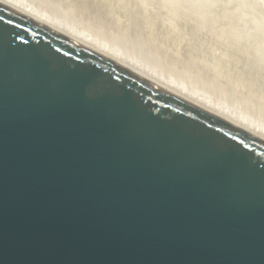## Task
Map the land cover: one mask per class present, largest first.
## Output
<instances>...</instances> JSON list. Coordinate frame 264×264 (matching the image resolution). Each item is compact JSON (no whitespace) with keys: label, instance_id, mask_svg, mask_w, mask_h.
Returning a JSON list of instances; mask_svg holds the SVG:
<instances>
[{"label":"water","instance_id":"1","mask_svg":"<svg viewBox=\"0 0 264 264\" xmlns=\"http://www.w3.org/2000/svg\"><path fill=\"white\" fill-rule=\"evenodd\" d=\"M0 264H264V139L0 3Z\"/></svg>","mask_w":264,"mask_h":264},{"label":"rangeland","instance_id":"2","mask_svg":"<svg viewBox=\"0 0 264 264\" xmlns=\"http://www.w3.org/2000/svg\"><path fill=\"white\" fill-rule=\"evenodd\" d=\"M24 1L31 3L38 10L41 9V12L56 16L58 21L64 23L69 22V24L76 29L85 33H90L91 37H94L98 43L106 44L115 50H120V53H124L126 57L131 60H136V62H141L148 66V70L150 69L154 73L156 72L157 76H161L166 80H177L176 82L180 85H185L184 87L187 86L188 88L186 87V89L190 90V92L192 90L196 91L198 94L204 95L203 97L209 98L216 106L220 105L222 107L224 105L228 110H234V112L243 116L248 122L264 127V65L262 67V64H264L262 63V57L264 60V56L260 53V46H258L260 48L256 46L259 51H257L256 47L253 48L255 45L260 44L258 41H261V44L264 45V39L263 41L262 38L258 41L251 40L250 43L254 44L255 42L256 44L250 48L252 45L247 43L250 46L245 49L247 44H244L245 40H242V38L244 39L245 31L241 28V30L244 31H240V33H244L242 36L238 34L239 31L237 33V30H239V23H236L235 20H233L235 24L234 22L233 24L229 22L231 18H229V12L224 11L227 9L223 10L224 3L220 4L223 6L222 10L224 13L221 12L222 10L220 11V9L218 12L215 11L217 14L220 13V15L218 14L215 16V19L217 20V16H219V19L222 18L225 21L218 19L219 21H217L219 23L211 26L213 23L212 21L216 20L210 18V22L209 18L206 16L209 20L208 22L206 18H203L207 14H202L203 17L200 15L202 20H207L202 22L203 24L198 22L200 21L198 18L199 15L195 18L189 17L188 15L183 16L187 8H184L185 12H183L181 10L183 8H181L180 11L183 13H180L178 8L182 7L184 2L180 3V6L176 0L174 4L171 3V0ZM81 1L84 3L82 4ZM163 1L166 5H164L165 3ZM167 2H169V5ZM247 2L256 13L259 12L257 13L258 16L264 18V0H247ZM79 4H82V6ZM171 4L172 7L170 8ZM174 5L180 6L176 7L177 11ZM183 7L185 6L183 5ZM110 11H112V13ZM226 14H228V17ZM192 15L194 16V13ZM223 15L229 21L224 19ZM196 18L199 20L197 21ZM205 23L206 25L204 26ZM143 24L145 27H143ZM240 27L242 26L240 25ZM232 29L235 30L232 31ZM217 34L218 37L220 36V40ZM239 35L244 43L241 40L238 41V39H240ZM238 42H242V44L245 45L244 48L242 44ZM259 53L261 56H258V58L261 57V59L256 58Z\"/></svg>","mask_w":264,"mask_h":264},{"label":"bare ground","instance_id":"3","mask_svg":"<svg viewBox=\"0 0 264 264\" xmlns=\"http://www.w3.org/2000/svg\"><path fill=\"white\" fill-rule=\"evenodd\" d=\"M83 1V0H82ZM82 1H81V3H82ZM105 1V0H104ZM127 1H130V0H127ZM134 1V0H133ZM173 1V2H172ZM176 1H178V3H179V5L181 6V4L180 3H183L184 2V4H182V7H180L179 5V7L180 8H178L179 9V11H180V9L181 8H183V9H181L183 12H185V10H184V8L187 10L186 12H185V15H183V16H186V15H188L189 17H197L198 15V18L200 19V21H198L199 19L198 18H196L197 19V21L198 22H200V23H202V22H205V21H207L208 19L207 18H209V20H210V22H211V19L213 20V19H215V16L216 15H220V13H215V11H219V9H220V11L222 10V8H223V6H224V8H223V10L224 9H227V10H224V11H226V12H229L228 14L230 15L229 16V18H231V21H229L227 18H225V16L223 17L224 19H227V21H229V22H231V24H233V20H235V22L236 23H239L238 25V27H236V28H238L239 30H237V33H238V31H239V33L238 34H240L241 36L244 34H242V32H244L245 31V36H244V39L242 38V40L244 41L245 40V43L241 40V36L239 35V37H240V39H238V41L239 40H241L244 44H247V43H249V44H251L252 46H250V45H243L242 44V42L240 43V42H238V43H240V44H242V47L244 48V46H245V49H246V47H248V46H250V48L251 47H253L254 46V44H256L255 42H254V44H252V43H250L251 42V40H259L260 38H262V41H263V39H264V18H262V17H260V16H258V14L257 13H259V12H255L253 9H252V7L249 5V3L247 2V0H176ZM175 0H171V3H173L174 4V2H176ZM249 1V0H248ZM75 2V1H74ZM86 2V1H85ZM92 2V1H91ZM90 2V3H91ZM121 2V1H120ZM123 2V1H122ZM136 2V1H135ZM138 2H140V1H138ZM164 2V1H163ZM0 3H2V4H4V5H6V6H8V7H10V8H12V9H14L15 11H17V12H19V13H21V14H23V15H25V16H27V17H29V18H31V19H33V20H35V21H37V22H39V23H41V24H43L44 26H46V27H48V28H50V29H52V30H54V31H56V32H58V33H60V34H62V35H64V36H66V37H68V38H70V39H72V40H74V41H76V42H78V43H80V44H82V45H84L85 47H87V48H89V49H91V50H93V51H95V52H97L98 54H100V55H102V56H104V57H106V58H108V59H110L111 61H113V62H115V63H117V64H119V65H121V66H123V67H125V68H127V69H129L130 71H132V72H134V73H136V74H138V75H140V76H142V77H144V78H146V79H148V80H150V81H152V82H154V83H156V84H158V85H160V86H162V87H164V88H166V89H168V90H170V91H172V92H174V93H176V94H178V95H180V96H182V97H184V98H186V99H188V100H190V101H192V102H194V103H196V104H198V105H200V106H202V107H204V108H206V109H208V110H210V111H212V112H214V113H216V114H218V115H220V116H222V117H224V118H226V119H228V120H230V121H232V122H234L235 124H237V125H239V126H241V127H243L244 129H246V130H248V131H250V132H252V133H254L255 135H257V136H259V137H261V138H263L264 139V127L261 125H254V124H252L251 122H248V120L247 119H245V118H243V116H241L240 114H237L236 112H234V110L233 111H231V109L230 110H228V108H226L224 105L221 107L220 105L218 106H216V104L214 103V102H212L209 98H206V97H203L204 95H200V94H198L196 91H193L192 89V91L190 92V90H188V89H186V87H184L185 85H183L182 86V84L180 85L178 82H176L177 80H170V79H165V78H163V77H159V76H157L156 75V72L154 73L152 70H148V66H146V65H144V64H142L141 62H136V60L135 61H133V60H131L130 58H128V57H126V55L124 54V53H120L119 51L120 50H115V49H113V48H111L110 46H108V45H104V44H100V43H98L96 40H95V38L94 37H91V34L90 33H85V32H83V31H81V30H79V29H76L75 27H73L72 25H70L69 24V22H62V21H58L57 20V18H56V16H52L51 14H49V13H45V12H41L40 10L41 9H37L34 5H32L31 3H27V1L25 2L24 0H0ZM84 3V2H83ZM82 3V4H83ZM151 3V2H150ZM158 3V2H157ZM156 3V4H157ZM165 3V2H164ZM163 3V4H164ZM168 3V5H169V2H167ZM224 3V4H223ZM82 4L80 5V6H82ZM108 4V3H107ZM121 4V3H120ZM131 4V3H130ZM142 4V3H141ZM143 4H145V3H143ZM176 4V3H175ZM220 4H223V6L222 5H220ZM263 4V3H262ZM119 5V4H118ZM132 5V4H131ZM159 5V4H158ZM164 5H166V3L164 4ZM183 5L185 6V7H183ZM84 6V5H83ZM95 6V5H94ZM96 6H97V4H96ZM154 6H155V4H154ZM163 6V5H162ZM175 6V8L176 7H178L177 5H174ZM222 6V7H221ZM263 6V5H262ZM158 7V6H157ZM168 7V6H167ZM172 7V4H171V6H170V8ZM94 8V7H93ZM117 8V7H116ZM125 8V7H124ZM133 8V7H132ZM191 8V9H190ZM259 8V7H258ZM81 9V8H80ZM119 9H120V7H119ZM118 9V10H119ZM141 9V8H140ZM189 9V10H188ZM107 10V9H106ZM136 10H138V9H136ZM154 10V9H153ZM223 10L221 11V12H223ZM262 10V9H261ZM116 11V10H115ZM173 11H174V8H173ZM176 11H177V8H176ZM182 11H180V13L182 12ZM258 11V10H257ZM106 12V11H105ZM111 13H112V11H110ZM109 12V13H110ZM182 12V13H183ZM195 12H197V13H195ZM261 12V11H260ZM102 13V12H101ZM157 13V12H156ZM189 13H190V15H189ZM194 13V16L192 15ZM224 13V12H223ZM54 14V13H53ZM119 14H120V11H119ZM205 15V14H207V15H205V17H203V15ZM211 14V15H210ZM228 14H226V16L228 15ZM261 14V13H260ZM259 14V15H260ZM139 15V14H138ZM159 15H160V13H159ZM159 15H157V16H159ZM171 15V14H170ZM178 15V14H177ZM200 15H201V17H203V18H206V16H207V20L205 19V20H202L201 18H200ZM210 15V16H209ZM135 16V15H134ZM166 16V15H165ZM174 16H175V14H174ZM209 16V17H208ZM212 16V17H211ZM222 16V15H221ZM262 16V15H261ZM139 17V16H138ZM142 17H143V15H142ZM151 17V16H150ZM173 17V16H172ZM180 17H182V16H180ZM214 17V18H213ZM219 16H217V20L219 19L218 18ZM228 17V16H227ZM147 18V17H146ZM159 18V17H158ZM193 18V19H194ZM211 18V19H210ZM140 19H142V18H140ZM148 19V18H147ZM161 19V18H160ZM163 19V18H162ZM169 19V18H168ZM183 19H185V18H183ZM192 19V20H193ZM222 18H220L219 20H221ZM137 20H138V18H137ZM191 20V21H192ZM209 20H208V22H209ZM216 20V19H215ZM216 20V21H217ZM218 20V21H219ZM127 21V20H126ZM172 21V20H171ZM216 21H212L213 23L211 24V26L213 25V24H216L217 25V23H219L218 21L216 22ZM222 21H225V20H223L222 19ZM226 21V22H227ZM166 22V21H165ZM184 22V21H183ZM187 22V21H186ZM216 22V23H215ZM225 22V23H226ZM235 22H234V24H235ZM150 23V22H149ZM207 23V22H206ZM206 23L204 24V26L206 25ZM127 24V23H126ZM184 24V23H183ZM193 24H194V22H193ZM203 24V23H202ZM208 24H210V23H208ZM228 24V23H227ZM226 24V25H227ZM144 25V24H143ZM201 25V24H200ZM240 25L242 26V27H240ZM170 26V25H169ZM234 26V25H233ZM235 26H237V25H235ZM143 27H145V25L143 26ZM147 27V26H146ZM150 27V26H149ZM229 27V26H228ZM141 28V27H140ZM169 28V27H168ZM202 28V27H201ZM200 28V29H201ZM213 28V27H212ZM216 28V27H215ZM223 28V27H222ZM231 28V27H230ZM235 28V29H236ZM241 28L244 30H241ZM173 29V28H172ZM177 29V28H176ZM178 29H180V28H178ZM195 29V28H194ZM199 29V28H198ZM217 29V28H216ZM215 29V30H216ZM235 29H232V31L233 30H235ZM168 30V29H167ZM200 31V30H199ZM212 31V30H211ZM240 31H242L241 33H240ZM155 32V31H154ZM164 32V31H163ZM179 32V31H178ZM207 32V31H206ZM210 32V31H209ZM219 32V31H218ZM236 32V31H235ZM213 33V32H212ZM215 33V32H214ZM224 33V32H223ZM228 33V32H227ZM207 34V33H206ZM226 34V33H225ZM233 34V33H232ZM179 35V34H178ZM199 35V34H198ZM201 35V34H200ZM220 35V34H219ZM177 36V35H176ZM195 36V35H194ZM207 36V35H206ZM210 37H211V35H210ZM217 37H218V34H217ZM220 37V36H219ZM219 37H218V39H219ZM222 37V36H221ZM234 37V36H233ZM238 37V36H237ZM167 38V37H166ZM212 38H213V36H212ZM223 38V37H222ZM235 38V37H234ZM160 39V38H159ZM198 39V38H197ZM202 39V38H201ZM236 39V38H235ZM204 40V39H203ZM220 40V39H219ZM226 40H227V38H226ZM225 40V41H226ZM250 40V41H249ZM176 41V40H175ZM224 41V42H225ZM233 41V40H232ZM247 41V42H246ZM249 41V42H248ZM213 42V41H212ZM218 42V41H217ZM260 44H261V41H258ZM105 43V42H104ZM175 43V42H174ZM200 44V43H199ZM258 44V43H257ZM260 44H258V45H255L253 48H255L256 46L258 47V46H260L261 47V50H260V53L264 56V45H260ZM175 45V44H174ZM220 46V45H219ZM204 47V46H203ZM207 47V46H206ZM205 47V48H206ZM239 47H240V45H239ZM257 47H256V49H257ZM260 47H258V48H260ZM208 48V47H207ZM230 48H231V46H230ZM233 48V47H232ZM241 48V47H240ZM242 48V49H243ZM249 48V49H250ZM200 49V48H199ZM226 49V48H225ZM241 49V50H242ZM255 49V50H256ZM194 50V49H193ZM202 50H204V49H202ZM210 50V49H209ZM227 50H228V48H227ZM241 50H240V52H241ZM248 50V49H247ZM251 50V49H250ZM195 51V50H194ZM216 51V50H215ZM257 51H259L258 49H257ZM178 52V51H177ZM233 52V51H232ZM234 52H235V49H234ZM238 52V51H237ZM255 52V51H254ZM242 53V52H241ZM259 53V55H257V59H261V57L260 58H258V56H261V54ZM125 56H124V55ZM195 54V53H194ZM256 54H258V53H256ZM256 54H255V56H256ZM208 55V54H207ZM229 55V54H228ZM237 55V54H236ZM231 56V55H230ZM251 56V55H250ZM254 56V57H255ZM200 57V56H199ZM252 57V56H251ZM206 58V57H205ZM239 58V57H238ZM255 58V59H256ZM222 59V58H221ZM254 59V58H253ZM218 60V59H217ZM220 60V59H219ZM244 60V59H243ZM226 61V60H225ZM245 61V60H244ZM258 61V60H257ZM260 61V60H259ZM264 60H263V57H262V63H264L263 62ZM235 62V61H234ZM255 62V61H254ZM139 63H141V64H139ZM257 64V63H256ZM263 65L264 64H262V67H263ZM258 66V65H257ZM264 68V67H263ZM262 69V68H261ZM263 71V70H262ZM261 74V73H260ZM262 75V74H261ZM258 78V77H257ZM259 79V78H258ZM188 88V87H187ZM260 90H262V89H260ZM218 94V93H217ZM235 104V103H234ZM242 110V109H241ZM245 117V116H244Z\"/></svg>","mask_w":264,"mask_h":264}]
</instances>
